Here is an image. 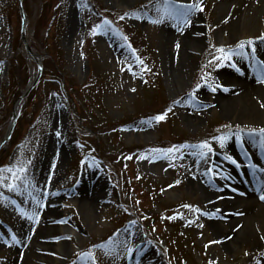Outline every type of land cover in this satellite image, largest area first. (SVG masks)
I'll return each mask as SVG.
<instances>
[{
	"label": "rangeland",
	"instance_id": "rangeland-1",
	"mask_svg": "<svg viewBox=\"0 0 264 264\" xmlns=\"http://www.w3.org/2000/svg\"><path fill=\"white\" fill-rule=\"evenodd\" d=\"M92 1L103 17L86 8V0H24L25 35L40 56L52 50L56 53L54 60L73 91L74 103L82 106L76 119L79 126L83 120L88 130L98 131L128 122L112 132L95 134L106 155H117L111 167L118 174L104 168L89 150L77 151L70 131L72 106L63 84L55 80L39 87L32 104L21 111L17 145L8 142L6 161H0L1 169L25 162L29 181L27 188L21 185L17 191L4 186L7 180L0 184V264H93L92 259L82 258L88 252L94 264H259L264 257L262 229H252L258 246L246 240L233 250L224 247L217 242L210 220L201 215L202 194L193 180L203 165L214 167L219 179H224L226 157L234 156L230 138H247L250 159L256 158L253 146L264 143V136L259 135L264 116H239L246 98H236L228 107L221 99L230 78L238 75L233 69L236 58L209 64L219 55L217 48L236 49L240 41H253L246 50L256 48L264 54V15L237 32L225 21V0H202L203 10L192 13L187 26L170 17L152 23L161 18L157 8L163 10L165 0ZM184 1L171 0L201 3ZM18 3L0 0V142L16 101L37 70L20 38ZM40 18L43 23L37 36ZM105 20L111 22L112 30L96 28ZM165 23L190 31H167ZM167 36L187 37L184 59L178 58V52L172 59L176 49L168 44ZM44 40L50 43L45 48ZM256 55L264 60V55ZM13 60L18 65L14 70ZM222 71L229 74L222 75ZM209 85L219 87L212 91ZM190 93L195 99H188ZM163 105L171 108L164 120L138 118ZM83 131L77 129L85 138L88 134ZM222 135L229 137L223 147L214 139ZM162 140L168 142L164 148L156 145ZM204 141L213 149L207 162L193 155L192 146ZM174 146L178 151L169 157L150 151ZM240 166L247 170L250 164L242 160ZM117 176L122 177L119 183ZM244 181L241 190L247 193L255 179L247 176ZM214 184L221 192L222 183ZM33 197L44 207H37ZM120 198L122 203L117 202ZM34 210L38 221L22 215ZM162 212L163 219H158ZM12 235L20 243L12 244ZM129 248L134 251L129 253Z\"/></svg>",
	"mask_w": 264,
	"mask_h": 264
},
{
	"label": "bare ground",
	"instance_id": "bare-ground-1",
	"mask_svg": "<svg viewBox=\"0 0 264 264\" xmlns=\"http://www.w3.org/2000/svg\"><path fill=\"white\" fill-rule=\"evenodd\" d=\"M184 2L191 3L188 0ZM224 3L227 15L225 21L228 19L227 23L230 24L231 31L238 30L237 32H240L255 24L264 15V0H225ZM175 25L165 23L164 27L167 31L171 29L184 30L186 33L190 31L185 26L176 25L174 27ZM166 40L176 49L172 59L177 56L176 52L179 53L178 58L184 59L183 52L184 46L188 43L187 37L174 40L173 36H167ZM177 44L180 45L179 48L176 47ZM246 52L245 58L235 57L233 69L237 71L238 75L230 78L229 85L226 86L227 90L221 94V99L222 102H226L224 105L228 107L237 102L236 98H246V105L239 111V116L246 119H259L264 116V82H261L264 81V60L258 58L256 54H264H261L256 48L254 56L252 49L246 50ZM221 74L226 76L229 72L222 71ZM229 143L234 150V156L231 158L237 161L239 167L228 160V170L222 176L224 179H219L216 174L205 175L208 167L203 165L202 168H199L193 184L202 194L203 213L212 214L211 216L205 214V216L211 222L217 242L228 247L229 250H233L246 240H252L253 244L258 246L259 241H256V233L252 232L253 227L261 228L264 233V200L260 199V196L264 195V143L253 146L256 151L255 159H250L247 156L249 147L247 138L232 137L229 139ZM237 153L239 154L238 159ZM242 160L250 164L249 169L241 168ZM247 176L255 179V186L244 193L241 186ZM216 181H220L223 185L219 193L215 189ZM233 228L236 229V232ZM259 264H264V257Z\"/></svg>",
	"mask_w": 264,
	"mask_h": 264
},
{
	"label": "snow or ice",
	"instance_id": "snow-or-ice-1",
	"mask_svg": "<svg viewBox=\"0 0 264 264\" xmlns=\"http://www.w3.org/2000/svg\"><path fill=\"white\" fill-rule=\"evenodd\" d=\"M202 10H203L202 0H201V3H195L194 2L191 4H175V3H172L171 0H165L163 10H161L160 8H157V12L162 13L161 18L157 19V20H153L152 23H162L165 18L170 17L174 20L181 22L183 25L187 26V25H190V23H191V20L189 19L190 15L192 13H194L195 11H202ZM120 19H124V17H120ZM96 28L97 29L112 30L111 29V22L108 20H105L103 22V24L96 25ZM124 39H127V38L124 37ZM252 45H253V41L248 40V41H240L236 49H227L226 50L222 47L217 48L216 51H217V53H219V55L214 56L213 60L209 61V64L215 63L217 61H219V62L231 61L233 59V57L245 58L247 56L246 47H250ZM176 47L179 48L180 45L177 44ZM252 54H253V56L255 55V48H252ZM137 60L139 63H143L142 61H139L138 57H137ZM233 67H235V64H233ZM237 70H239V69H237ZM204 79H205V76H201V80H204ZM261 82H264V81H261ZM199 87H200V84H197V88H199ZM209 87L211 88L212 91H216V87H219V85H217L215 87L209 85ZM225 90H227V89H225ZM133 91H134V89H133ZM188 99L193 100V99H195V97L192 93H190L188 96ZM175 103H180V101H175ZM168 111H171V108H169ZM166 115H167V113H163L160 115H156V116L152 117L151 119L159 122V121L164 120L166 118ZM148 123H150V121H141V124H148ZM250 134L256 135V133H250ZM259 135L264 136V128L260 129ZM228 138L229 137L227 135L214 137V139L220 143L221 147L224 146V142ZM237 138L239 139L238 135H237ZM192 147H194L196 149V151L193 153V155L199 157V159L201 161H205V162H207V159L209 158V154L213 151L211 145L207 141H204V142H202L198 145L192 146ZM150 151H151V153H155L156 156H159V157H169L172 154L176 153L178 151V148L174 146V147H170L167 149H152ZM128 158L131 159V157H128ZM226 159L230 160V162L232 164H235V165H237V167H239V165L237 164V161L235 159H232L231 157H226ZM28 163H30V162H28ZM5 171L10 173L11 175L8 177L0 176V184H4V182L7 180L8 182L4 186L9 191H17L21 187V185H24L25 188L28 187L29 181L27 178V167H26L25 162L21 161V162H18V164L16 166L9 167L7 169H0V173H3ZM204 174L205 175H213V174H215V169L212 167H209L206 169ZM30 195H31V193H30ZM260 199L264 200V195H261ZM33 201L37 205V207H44V205L41 203L40 199L33 197ZM183 207L189 208L195 212H200V209L192 208V206H190V205H183ZM205 214L209 215V216L212 215L210 213H201V215H205ZM22 215H25L26 218L28 220H31V221H38V219H39V215L35 210L31 214L22 213ZM172 218H174V217H170V219H172ZM61 222H63V221H61ZM189 223H191V222H189ZM11 241H12V244L20 243V241L16 235H12ZM109 243H111V242H109ZM100 247H104V246L101 245ZM128 251H129V253H132L134 250L129 248ZM83 257H87L89 259H92L93 264H94V258H93V254L91 252L83 254L82 258ZM74 264H75V262H74Z\"/></svg>",
	"mask_w": 264,
	"mask_h": 264
},
{
	"label": "trees",
	"instance_id": "trees-1",
	"mask_svg": "<svg viewBox=\"0 0 264 264\" xmlns=\"http://www.w3.org/2000/svg\"><path fill=\"white\" fill-rule=\"evenodd\" d=\"M87 2H88V4H92L96 9H97V7L99 8V6L97 5V4H93V1L92 0H86ZM92 5H89V6H92ZM9 18H10V16H9ZM19 18H20V14H19ZM42 20H41V18H40V20H39V23H38V28H37V31H38V33H37V36L39 35V32L41 31V28H42ZM54 26V24L52 25V27ZM51 34V33H50ZM50 36V35H49ZM50 38V37H49ZM43 39H45V37H43ZM44 44H42L43 46V48H45L44 47V45L46 44L47 46H49V44L50 43H48V41H45L44 40V42H43ZM38 44V43H37ZM39 45V48H41L40 47V44H38ZM46 46V47H47ZM38 49V48H37ZM49 54V53H48ZM55 54L56 53H54V51L52 50L51 51V54H49L52 58H50V61L49 60H47L46 61V63L44 64V69H43V74H42V78H41V80H40V83H39V86L31 93V95H30V98L28 99V101H27V103H26V106H25V109L27 110L28 109V107H29V104L31 103V99L33 100V98H34V96H35V92H37L38 91V88L40 87V88H44V82H46V81H49V80H52V79H57V80H60L61 82H62V73H61V69L59 68V65H58V61L55 59L54 60V57L53 56H55ZM56 57H57V55H56ZM12 67H13V69L12 70H14V69H16L17 68V61L16 60H13L12 61ZM14 77H18V75H17V72H14ZM16 82H17V84H18V81L16 80ZM50 82H52V81H50ZM63 83H64V86H65V89H66V91L68 90V91H70L71 93H69V92H67V96L71 99H73V101H74V98H73V95H72V93H73V91H72V89L71 88H69V85H68V82H67V80H64L63 81ZM40 90V89H39ZM68 98V99H69ZM32 104V103H31ZM72 108H73V110H74V113L76 112V116L74 115V114H72V117L76 120L77 118H79L78 116H80V114L83 112V110H82V106L80 105V104H75V103H72ZM168 111V109H167V107H166V105H163V108L162 109H158V110H156V111H151V112H147V113H145V114H140L141 116H143V117H145V116H149V115H151V116H156V115H160V114H163V113H166ZM41 114H42V112H41ZM85 122H83V124H84ZM85 126H86V123H85ZM117 126V125H116ZM115 126H108L107 128H105V129H103V130H98V131H96V130H93L94 132H112V131H114V128ZM20 128V124H19V126L16 128V131H15V133H14V135H13V138H12V143H13V146H16L17 145V143H18V133L20 134V131L19 130H21V129H19ZM78 128H79V126H78ZM76 141H78V143H79V145L80 146H82V147H87V148H89L91 151H93V152H95V154H98V157H99V159H101V160H103V159H105V158H107V159H109L110 161H113V159L114 158H116L117 156L116 155H113V154H108V155H106V153L103 151V146H102V144L101 143H99L98 141H97V139L95 138V137H87V139H85L84 141H82V138L79 136V135H77V140ZM2 161H5V158H4V160H2ZM155 217H159V216H155Z\"/></svg>",
	"mask_w": 264,
	"mask_h": 264
},
{
	"label": "water",
	"instance_id": "water-1",
	"mask_svg": "<svg viewBox=\"0 0 264 264\" xmlns=\"http://www.w3.org/2000/svg\"><path fill=\"white\" fill-rule=\"evenodd\" d=\"M20 9H21V12H22V19H23V27H22V42L24 43L25 47H26V50L29 54V57L37 60V57L32 49L30 48L29 46V43L27 41V38H26V35H25V32H26V18H25V15H24V11H23V8H22V0H20ZM41 71H42V65L40 63H38V74L35 76L34 78V82H32L30 84V86L28 87V89L24 92V94L22 95V97L17 100L16 104H15V107H14V112H13V120H12V123L10 124L9 126V129H8V132H7V136L6 138L4 139V141L0 144V150L1 148H3L6 143L8 142V140L10 139V136L12 134V131L16 125V122H17V119L18 117L20 116V110H21V105L20 103L22 101H25L26 100V97L28 96L29 92L35 87V85L37 84L39 78H40V75H41Z\"/></svg>",
	"mask_w": 264,
	"mask_h": 264
}]
</instances>
